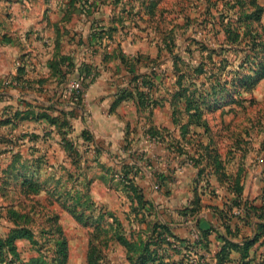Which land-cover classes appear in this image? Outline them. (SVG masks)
<instances>
[{
  "label": "crops",
  "instance_id": "1",
  "mask_svg": "<svg viewBox=\"0 0 264 264\" xmlns=\"http://www.w3.org/2000/svg\"><path fill=\"white\" fill-rule=\"evenodd\" d=\"M87 1L0 0V199H5L0 203V220L4 218L9 222L12 225L10 230L15 227L8 213L17 207L7 199L14 191L21 197L24 195V180L38 182L45 189L61 190L77 170L81 168L83 171L86 166L82 178L92 180L89 195L97 212L113 213L104 220L113 226L111 217L119 215L103 204L108 203L106 200H96V188L110 187L109 163L119 162L115 156L127 147L129 155L124 158L129 159L131 153L136 154L137 159L132 161L141 168L136 183L153 203L151 210H141L142 213L136 216L148 217L150 214L146 223L139 225L138 220H133L136 223L132 228L128 225L131 228L128 233L125 223L120 221L128 240L137 239L141 231L144 233L142 225L149 231L153 225V237L162 233L182 240L190 237V229L195 226L206 230L211 225H219L221 211L235 197L231 185L222 182L217 175L210 177V185H207L199 177V168L176 157L167 149L165 142H158L148 134V130L154 128L165 130L168 135L180 136L179 127L173 122L174 96L171 89L167 86L163 92L155 94L160 104L150 113L140 106L134 88L130 89L127 99L118 101L120 90L128 86L130 75L123 57L134 60L139 55H146L153 58V48L136 46L140 39L136 38L135 30H131V40L124 36L128 34L127 30L113 26L120 21L117 11H107L105 7L95 11ZM259 2L264 5V0ZM65 58L77 66L82 63L92 66L91 81L80 100H70L66 93L75 72L69 73L63 82L61 71L67 70L63 64ZM144 65H138L139 72L147 71ZM94 71L98 72L95 77ZM168 139L172 137L168 136ZM218 148L225 171L235 183V174L226 167L228 159ZM94 167H98V175L93 173ZM169 169L174 171V181L168 186L159 185L158 173ZM256 178L262 184L264 173L261 171ZM244 179L249 177L243 176L240 182L242 199L262 207L264 184L251 194ZM196 198H199V209L191 215L187 209L193 204L197 206ZM135 207L132 205L130 209L139 211ZM67 211L64 207L57 209L59 223L60 214H67ZM257 220L251 216L249 223L240 222L239 234L230 236V239L238 242L243 237H251ZM10 230L0 236H7ZM220 230L226 231L223 226ZM26 241L29 240L16 241L25 261L33 257L22 254L21 245ZM114 241L123 249L122 257L116 259L124 264H133L128 258V248L118 240ZM220 245L213 234L207 252L211 264H217L215 255ZM253 250L261 253L262 247L257 245ZM88 254L89 239L87 264ZM116 259L111 258L109 248L104 253L102 264H116ZM169 260L175 262L179 257H170ZM241 260V252L233 250L228 264H240Z\"/></svg>",
  "mask_w": 264,
  "mask_h": 264
},
{
  "label": "rangeland",
  "instance_id": "2",
  "mask_svg": "<svg viewBox=\"0 0 264 264\" xmlns=\"http://www.w3.org/2000/svg\"><path fill=\"white\" fill-rule=\"evenodd\" d=\"M93 1L95 2L91 3L88 0L87 3L95 11L105 7L107 11H117L120 14V21L113 26L127 30L128 34L124 35L125 38L130 37L132 40L131 30H135L136 38L140 39L136 46L142 45L141 49L153 48V65L159 67V72L155 74L157 93L163 92L168 86L172 95L174 93L176 95L178 86H175L173 90L172 86L178 80L177 75L182 73H186V77L194 78L196 83L206 82L204 88L200 85L196 86L198 89H204L202 93L206 95V100L202 105L206 110L201 123L211 129L210 134L216 143L218 142L217 146L220 147L222 156L228 159L226 167L235 174V180L241 182L243 176L249 177V179H244V182L251 194L257 188L262 187L264 181L261 184L256 177L261 171L264 173V78L254 86H251V82H253L252 76L260 69L261 62L264 60L262 48L264 45V29H262L264 14L260 21H255L249 28H245L243 20L240 19L242 16H238L237 9L233 7V4L226 2L228 0ZM217 5L220 7L218 10ZM230 22L237 23L235 27H238L240 38L236 41H228L227 34L225 36ZM247 30L250 34L245 35ZM219 42L222 44L219 45ZM134 47L130 49L133 50ZM198 62L204 64L203 70L196 69ZM169 81L174 82L166 85ZM191 85L186 84L187 87L190 86V89H193ZM209 91L210 98L207 96ZM229 99L234 103H228ZM127 151L126 147L120 152L121 154L115 156L114 159L119 162L110 161L109 163L111 165L108 169L110 187L96 188V195L94 194L97 201L106 200L108 203L103 204L108 205L107 208L115 211L122 218L112 216L114 226H109L104 221L108 214H113L112 212L102 213L103 220L99 225L86 226L69 211L74 201L66 202L68 193L76 194L80 191L81 195H76L78 196L76 203H79L83 209L85 215L83 217L85 219L87 217L92 222L100 217V212H97L89 195L92 180L82 178L86 166L83 171L80 168L76 175L72 174L71 180L65 183L61 190L43 188L45 192L29 197L25 195L21 197L17 191H14L7 201L11 199L17 210L27 214L25 218H22L21 223L34 231L38 241L36 245L29 241L25 244L22 242L23 256L37 257L36 264H50L56 254L55 239L59 235L55 231L56 224L53 222L48 224L47 221L52 215L56 213L58 215L57 209L64 207L68 213L60 214V223L68 242L69 264H87L88 239L90 241L95 233L98 234V238L104 239L105 243L108 242L105 251L110 248L112 259L122 257L123 249L115 244L116 238L113 237L117 223L119 221L125 223L126 233L136 223L133 220H138L139 225L144 223L140 222L142 217H136L142 212L130 209L132 205H137L130 198L132 193L124 187L125 183L120 176L122 168L120 161L128 157ZM97 168H93L96 169L93 172L95 175L99 172ZM87 182H90V185ZM4 201L5 199H0V203ZM3 213H5L4 210ZM92 214L93 217L90 218ZM149 216L150 214H148V219ZM142 226L145 231L144 233L139 232L137 236L147 238L150 231L144 225ZM11 227L12 225L4 218L0 220V234L7 233ZM193 231L195 230L191 228L190 236L193 235ZM137 247L138 251L143 249L139 244ZM27 261L15 264L34 262ZM115 261L116 264H124L122 260L116 259Z\"/></svg>",
  "mask_w": 264,
  "mask_h": 264
},
{
  "label": "trees",
  "instance_id": "3",
  "mask_svg": "<svg viewBox=\"0 0 264 264\" xmlns=\"http://www.w3.org/2000/svg\"><path fill=\"white\" fill-rule=\"evenodd\" d=\"M226 2L233 4V7L237 9L238 16H242L240 19L243 20L245 28H249L251 23L260 21L263 17L264 6L259 0H228ZM254 7L255 9H253ZM216 8L217 10L220 9L219 5H217ZM236 24L237 23L230 22L228 25L229 28L226 31L227 33H225V36L226 34L228 36V41H236L240 38V33H238L239 31L237 29L238 27H235ZM262 29H264V26H262ZM216 34L218 35L219 32L217 31ZM248 34L250 33L247 30L245 35ZM218 44L220 45L222 43L219 42ZM262 48L264 52V45ZM123 61L130 75L127 78L128 86L120 90L121 96L118 101L120 102L125 98L127 99L131 93L130 89L134 88L137 91L140 106L145 108L148 113L152 112V110L160 104L159 98L155 97V94L157 93L155 74L159 72V67L153 65V58L146 55H139L135 57L134 60L123 57ZM141 63L145 64L144 67L147 68L146 72H139L138 67ZM63 64L64 67L67 68L66 71H61L63 82L68 79L69 73L75 72L74 77L79 78L82 82V90L78 95V100L82 99V96L91 81L90 76L93 72L92 66L88 63H82L80 66H77L69 58H65ZM196 69L203 70L204 64L198 62ZM94 72L93 76L95 77L98 72ZM177 76L178 80L175 82L174 87L178 86V91H176V95L175 93L173 95V122L179 127L180 136L178 137L173 133L168 135L165 130L160 131L154 128H150L148 134L158 142H165L167 144V149L172 154L175 153L176 157L183 158L184 162H192L197 168H199V177L202 178L207 185H210V177L213 175L219 176L222 182L229 183L235 197L232 202L221 211L219 225H211V227L206 230L195 226L194 229L199 234L197 239H194L192 236L183 240L171 236L173 237L171 239L169 235L167 237L162 233L153 237L152 225L147 238L139 236L137 239L128 240L125 235L123 224L119 223L120 221L114 229L113 237L128 248V258L133 264H211L207 252L209 251L211 236L213 234L216 235V238L221 243L215 255L218 260L217 264H228L231 260V252L233 250H239L241 252L242 260L240 264H264V205L258 208L254 205L253 201H244L242 199L241 193L243 187L238 180H235L234 183L230 176L227 175L217 143L210 134L212 131L206 124L201 123V118L206 110V108H204L205 106H202L204 100H206V95H203L202 93V90L204 89H198L196 86L200 85V87H203L206 82L196 83L194 78L190 76L186 77V73L178 74ZM263 78L264 60L261 62L260 69H258L252 76L253 82H251L252 84L250 83L251 86L257 85ZM184 79L190 83L185 82ZM186 84H192L191 86L193 89H190V86L187 87ZM212 89H214V87ZM207 94L208 98H210V91L207 92ZM72 99L73 97L70 98V100ZM175 102H177V104ZM228 103H234V101L229 99ZM168 136H171L172 139L167 140ZM193 149L196 150L194 151ZM130 156L131 158H124L120 161L122 163L120 176L125 183L123 185L126 189L128 188V192L132 193L130 198L133 203L137 205L134 208L135 210H139L140 212L141 210H151L153 203L147 199L143 189L136 183V178L141 173V168L133 162L137 159L136 154L131 153ZM173 181V169H169L168 172H160L157 175V183L161 186H168ZM87 183L90 185V182ZM41 190H43V187L40 183L28 180L23 181L22 192L25 196L29 197L33 194L37 195ZM77 194L78 196L81 195L80 191L76 194L69 192L66 197V202L74 201L73 207L69 208V211H71L76 219L83 225H99L103 220V215H101L102 212H98L100 217L95 222L89 221L87 217L85 219L83 217L85 216L83 214V209L80 207L79 203H76L78 197L76 196ZM195 203H197V206H194L193 204V207L187 209V212L191 215L196 213L199 209V198H196ZM79 208L81 209L77 210ZM237 211L241 212L237 213ZM8 215L14 222L15 227L10 230L7 236H0V264H15L20 261L24 263L25 260L21 257L16 241L18 239H27L31 244L35 245L38 241L34 231L30 227L21 223L22 218H25L27 215L25 212L14 209L10 210ZM251 216L257 217L258 219L255 222L253 235L251 237H243L238 242L232 241L230 236L239 234L240 222L249 223V218ZM91 217H93V214L90 218ZM146 218L148 217L144 215L140 222L146 223ZM52 222L56 224L55 231H57L59 236L55 239L56 254H54L50 264H68V242L63 234L62 226L58 224L59 217L57 214L49 217L47 223L51 224ZM233 223L234 225H232ZM221 226L226 230L224 233L220 230ZM104 243V239L100 237L98 238V234L95 233L93 238L89 241L88 264H102L105 248L108 247V242H106L105 245ZM137 244L142 246L143 249L138 251ZM257 245H259L260 248L262 247L261 253L253 250ZM175 256L179 257L178 261H168L170 257ZM29 261H34L31 262V264H36L37 257L33 256L27 262Z\"/></svg>",
  "mask_w": 264,
  "mask_h": 264
},
{
  "label": "built area",
  "instance_id": "4",
  "mask_svg": "<svg viewBox=\"0 0 264 264\" xmlns=\"http://www.w3.org/2000/svg\"><path fill=\"white\" fill-rule=\"evenodd\" d=\"M81 90H82L81 80L77 77H73L68 83L66 93H67V95L73 97L74 100H76V99H78V95H79ZM239 212H241V211H237V213H239ZM192 234H193L192 237L194 239H197L199 237V234L196 230L193 231Z\"/></svg>",
  "mask_w": 264,
  "mask_h": 264
}]
</instances>
